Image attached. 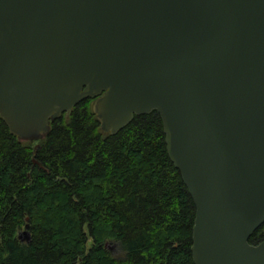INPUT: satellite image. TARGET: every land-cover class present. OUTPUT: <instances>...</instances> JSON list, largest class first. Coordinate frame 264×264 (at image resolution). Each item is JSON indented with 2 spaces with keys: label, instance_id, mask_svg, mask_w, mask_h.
<instances>
[{
  "label": "water",
  "instance_id": "95a60500",
  "mask_svg": "<svg viewBox=\"0 0 264 264\" xmlns=\"http://www.w3.org/2000/svg\"><path fill=\"white\" fill-rule=\"evenodd\" d=\"M84 100L103 135L159 114L194 264H264V0H0L9 133L39 140Z\"/></svg>",
  "mask_w": 264,
  "mask_h": 264
},
{
  "label": "trees",
  "instance_id": "16d2710c",
  "mask_svg": "<svg viewBox=\"0 0 264 264\" xmlns=\"http://www.w3.org/2000/svg\"><path fill=\"white\" fill-rule=\"evenodd\" d=\"M90 103L36 141L0 120V264H194L195 207L159 114L103 135ZM263 240L264 223L248 242Z\"/></svg>",
  "mask_w": 264,
  "mask_h": 264
},
{
  "label": "rangeland",
  "instance_id": "374dc122",
  "mask_svg": "<svg viewBox=\"0 0 264 264\" xmlns=\"http://www.w3.org/2000/svg\"><path fill=\"white\" fill-rule=\"evenodd\" d=\"M24 230H22L21 232H23ZM20 232V233H21ZM22 239L25 240V238L22 236ZM108 249L112 252V253H115V248L111 245V244H108Z\"/></svg>",
  "mask_w": 264,
  "mask_h": 264
}]
</instances>
